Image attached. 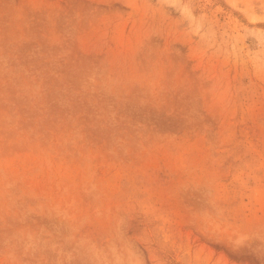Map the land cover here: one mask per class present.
I'll use <instances>...</instances> for the list:
<instances>
[{
  "label": "rangeland",
  "instance_id": "374dc122",
  "mask_svg": "<svg viewBox=\"0 0 264 264\" xmlns=\"http://www.w3.org/2000/svg\"><path fill=\"white\" fill-rule=\"evenodd\" d=\"M0 264H264V0H0Z\"/></svg>",
  "mask_w": 264,
  "mask_h": 264
}]
</instances>
